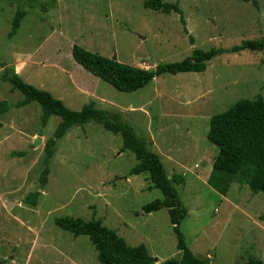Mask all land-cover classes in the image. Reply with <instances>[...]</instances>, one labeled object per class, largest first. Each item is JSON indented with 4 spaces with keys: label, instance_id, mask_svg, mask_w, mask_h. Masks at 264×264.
<instances>
[{
    "label": "rangeland",
    "instance_id": "1",
    "mask_svg": "<svg viewBox=\"0 0 264 264\" xmlns=\"http://www.w3.org/2000/svg\"><path fill=\"white\" fill-rule=\"evenodd\" d=\"M144 1L0 0V102L9 107L0 115V264H101L87 236L55 226L65 216L101 221L129 246L144 244L156 264L180 258L167 210L141 212L162 194L148 189L146 174L129 175L138 161L122 151L119 134L93 122L70 128L56 141L41 184L45 143L60 118L51 116L42 126L39 104L16 107L23 95L1 75L20 70V62L26 63L19 75L24 82L61 98L72 111L93 102L131 126L160 156L187 210L179 229L196 257L215 264H245L249 257L264 262V193L254 194L245 184L249 168L225 195L214 191L207 179L217 149L206 137L213 115L239 100L264 99V49L222 54L203 73L163 75L133 93L116 91L71 56L77 44L153 70L182 61L194 49L261 40L264 0H163L179 6L192 45L178 14L150 10ZM17 10L25 16L9 38ZM33 193L34 206L24 201Z\"/></svg>",
    "mask_w": 264,
    "mask_h": 264
},
{
    "label": "trees",
    "instance_id": "2",
    "mask_svg": "<svg viewBox=\"0 0 264 264\" xmlns=\"http://www.w3.org/2000/svg\"><path fill=\"white\" fill-rule=\"evenodd\" d=\"M240 1L247 2L248 0ZM143 5L150 10L164 14L172 12L178 14L184 34L188 36L191 45L194 43V39L186 29L183 13L176 3L145 0ZM24 16V12L16 11L8 33L9 38L17 33ZM263 49L264 39L245 40L230 48H211L207 51L194 49L191 55L182 61L159 64L153 70L119 63L116 60L91 53L77 44L72 46L71 56L76 64L116 91L133 93L163 75L203 73L206 70V64L222 54ZM1 78L10 84L12 91L17 90L23 95V100L17 104V108H22L32 102L40 105L42 126L47 124L51 116L60 118L52 138L45 143L44 167L39 178L42 185H45L47 181L48 164L53 156L56 141L62 139L74 126H82L90 122L99 124L106 131L119 134L122 140V151L133 153L138 161V164L130 169L129 175L146 174L150 183L148 189H158L162 194V199H155L144 204L141 212L150 214L163 208L167 210L173 233L176 236L180 258L168 259L158 264H215L207 258L196 257L188 248L179 229L181 222L187 216V210L168 179L160 156L147 149L144 141L137 136L131 126L116 117L110 118L104 110L97 109L93 102L86 104L79 111H72L50 92L24 82L14 69L4 72ZM8 110L7 103L0 102V115ZM206 137L208 142L217 149V155L207 179V184L214 191L225 195L230 185L245 169L249 168L251 175L245 184L254 194L264 193V99L262 96L257 95L254 99L239 100L224 112L213 115L209 120ZM37 195V193L29 194L24 201L34 206ZM54 224L72 233L75 237L87 236L101 264H156L158 261L149 254L144 244L129 246L114 230L105 227L99 220L84 221L80 218L65 216L55 219ZM245 264H264V262L249 257Z\"/></svg>",
    "mask_w": 264,
    "mask_h": 264
},
{
    "label": "crops",
    "instance_id": "3",
    "mask_svg": "<svg viewBox=\"0 0 264 264\" xmlns=\"http://www.w3.org/2000/svg\"><path fill=\"white\" fill-rule=\"evenodd\" d=\"M20 63H21V65H20V70L16 69V73H18V75H20L21 70H22V69L25 67V65H26L25 62H20ZM21 67H22V68H21ZM75 89H76V91H80V89L78 90L77 87H76ZM80 92H81V94L86 93V94L89 95V96H93V92H92V91H86V92H83V91L81 90ZM59 99H61V98H59Z\"/></svg>",
    "mask_w": 264,
    "mask_h": 264
},
{
    "label": "water",
    "instance_id": "4",
    "mask_svg": "<svg viewBox=\"0 0 264 264\" xmlns=\"http://www.w3.org/2000/svg\"><path fill=\"white\" fill-rule=\"evenodd\" d=\"M113 60H115V59H113Z\"/></svg>",
    "mask_w": 264,
    "mask_h": 264
}]
</instances>
